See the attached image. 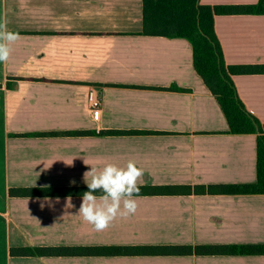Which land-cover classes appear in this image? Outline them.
Listing matches in <instances>:
<instances>
[{
	"label": "crops",
	"instance_id": "1",
	"mask_svg": "<svg viewBox=\"0 0 264 264\" xmlns=\"http://www.w3.org/2000/svg\"><path fill=\"white\" fill-rule=\"evenodd\" d=\"M0 20L21 36L0 63V264H264V254L12 255L20 247L264 244V194L140 195L134 215L101 232L76 215L82 196H10L12 188L87 187L90 165L128 160L144 171L140 186L252 184L256 134L227 132L186 39L141 34L142 0H0ZM214 31L227 65H264V15H215ZM232 81L264 124V73ZM90 89L100 96L95 116Z\"/></svg>",
	"mask_w": 264,
	"mask_h": 264
},
{
	"label": "trees",
	"instance_id": "2",
	"mask_svg": "<svg viewBox=\"0 0 264 264\" xmlns=\"http://www.w3.org/2000/svg\"><path fill=\"white\" fill-rule=\"evenodd\" d=\"M264 15V0L247 5H202L199 0H142L143 35L186 39L192 49V65L218 103L230 134H256V181L245 185L140 186V195L264 194V124L250 114L240 100L232 75L261 74L264 65H227L214 31V16ZM170 90H184L171 86ZM110 134L126 133L111 131ZM87 187L12 188L10 196H82ZM15 256L65 255H248L264 254V244L165 245L101 247H20Z\"/></svg>",
	"mask_w": 264,
	"mask_h": 264
},
{
	"label": "clouds",
	"instance_id": "3",
	"mask_svg": "<svg viewBox=\"0 0 264 264\" xmlns=\"http://www.w3.org/2000/svg\"><path fill=\"white\" fill-rule=\"evenodd\" d=\"M20 39L19 33L8 30L7 20H0V63L10 59L12 45ZM84 163L90 165L85 159ZM143 175V169L137 166L135 160H128L124 165L116 162H106L102 167L90 165V170L84 173L88 190L82 195L76 215L97 232L107 230L117 219L134 215ZM71 207L69 197L66 208Z\"/></svg>",
	"mask_w": 264,
	"mask_h": 264
},
{
	"label": "built area",
	"instance_id": "4",
	"mask_svg": "<svg viewBox=\"0 0 264 264\" xmlns=\"http://www.w3.org/2000/svg\"><path fill=\"white\" fill-rule=\"evenodd\" d=\"M86 103L92 112V115H96V112L100 109V96L98 91L90 89L85 96Z\"/></svg>",
	"mask_w": 264,
	"mask_h": 264
}]
</instances>
